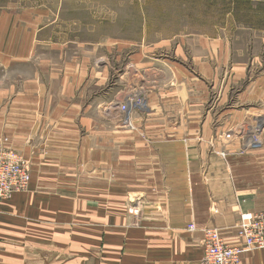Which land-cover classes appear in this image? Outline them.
I'll return each instance as SVG.
<instances>
[{"label":"crops","instance_id":"obj_1","mask_svg":"<svg viewBox=\"0 0 264 264\" xmlns=\"http://www.w3.org/2000/svg\"><path fill=\"white\" fill-rule=\"evenodd\" d=\"M4 16L0 141L31 164L32 179L0 205V264H201L207 228L243 246L242 216L264 212V74L251 79L247 64H233L239 74L228 84L240 82V92L226 88L218 108L210 101L209 66L201 96L187 99L183 86L172 90L179 91L180 122L132 124L124 154L114 117L97 123L95 142L93 135L73 140L74 121L87 133L92 128L82 101L89 75L57 72L35 59L28 42L38 33L34 17L26 24L24 15ZM151 105L141 115L157 110L153 98ZM111 110L102 108L109 117ZM241 260L264 264V249H244Z\"/></svg>","mask_w":264,"mask_h":264},{"label":"rangeland","instance_id":"obj_2","mask_svg":"<svg viewBox=\"0 0 264 264\" xmlns=\"http://www.w3.org/2000/svg\"><path fill=\"white\" fill-rule=\"evenodd\" d=\"M4 15H24L26 24L34 17L38 33L28 42L35 45V59L50 61L57 72L89 75L82 101L89 107L84 117L91 134L76 125L78 119L73 140L93 135L95 142L97 123H112L114 117L124 154L135 132L132 124L180 122L174 102L180 87L187 99L201 96L198 87L207 90L201 81H207L209 66L212 107L223 106L226 88L240 92V82L228 84L231 75L239 74L233 64H247L251 79L264 74V0H0V18ZM97 79L103 86L96 85ZM162 87H168L167 95ZM152 98L157 110L141 115L147 105L151 109ZM104 107L113 108V116ZM136 139H143L142 132ZM54 152L66 156L63 148ZM77 152L74 148L73 156Z\"/></svg>","mask_w":264,"mask_h":264},{"label":"built area","instance_id":"obj_3","mask_svg":"<svg viewBox=\"0 0 264 264\" xmlns=\"http://www.w3.org/2000/svg\"><path fill=\"white\" fill-rule=\"evenodd\" d=\"M31 179L28 161L8 146L7 139L0 141V205L16 193L25 191ZM188 229L196 231V226L192 224ZM202 234L204 254L201 264H242L244 249H264V212L242 216L238 227L242 247L228 245L217 228L204 229Z\"/></svg>","mask_w":264,"mask_h":264}]
</instances>
